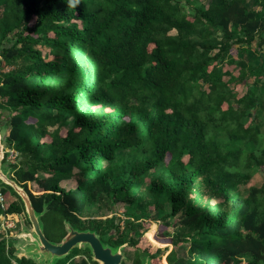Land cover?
<instances>
[{
	"label": "trees",
	"instance_id": "obj_1",
	"mask_svg": "<svg viewBox=\"0 0 264 264\" xmlns=\"http://www.w3.org/2000/svg\"><path fill=\"white\" fill-rule=\"evenodd\" d=\"M257 3L212 0L187 13L180 0H0V129L18 153L9 177L46 228L59 229L56 243L65 221L113 251L123 245V258L127 244L130 264H159L166 249L139 247L141 220L154 211L177 229L160 233L172 246L162 264H264V0ZM246 49L258 52L255 63L234 60ZM257 173L262 182L245 187ZM1 186L15 199L0 215L23 214L30 225L19 196ZM93 203L127 204L139 219L129 217L125 233L112 218L82 228ZM153 230L149 241L167 246ZM13 244L0 238V264H46L17 257ZM79 250L51 264H97L88 247L71 260Z\"/></svg>",
	"mask_w": 264,
	"mask_h": 264
},
{
	"label": "rangeland",
	"instance_id": "obj_2",
	"mask_svg": "<svg viewBox=\"0 0 264 264\" xmlns=\"http://www.w3.org/2000/svg\"><path fill=\"white\" fill-rule=\"evenodd\" d=\"M212 0H180V4L183 7V9L187 12H193L196 8L199 7H204L206 5H208ZM246 4L247 7L249 9H257L258 8V3L257 0H246ZM11 39V37H9V40ZM9 43V42H8ZM42 51H46L45 49H41ZM232 56L234 58V60L238 61V60H243L244 62H256L258 60V58L260 57L258 55V52H255L253 50H249L246 49L245 51H242L241 53H239V55H235V53H232ZM236 90H238V88H236ZM7 134V129L4 126L3 128L0 129V142L3 145L4 149H11V148H7L4 146L2 139L3 137ZM2 165H1V171L7 176H13L12 174V167L11 166H17L18 163V157L14 160L13 163H9L8 161H6L5 159L2 160ZM263 180V176L260 173L255 174L251 180L247 183V185L245 187H249L252 185H259ZM74 180L70 179L64 183H62V187L63 188H69V187H73L74 186ZM147 185V182L144 181L142 187H145ZM27 188L33 193L36 194L35 190L33 189V186L31 183H27ZM10 194V193H9ZM7 195V200L8 202L12 201L13 199H15L14 197H10L11 195ZM164 210L165 212L169 211V205L165 204L164 205ZM131 212L129 211V208L127 206V204L124 203H117L115 205H113L111 208H101V207H97V203H93L91 204L85 211L84 213L79 217L80 219V225L82 226V228L86 227L87 229H91L90 225L91 222L93 221H97V222H103L105 219H117V224L119 226V231H124V222L127 221L129 219V217L131 218ZM158 216L154 211H150L147 219L145 220H141L142 223H144V228L147 230H149L151 227L154 228L153 230V240L156 241L159 244H167V246L165 247H158L157 245H153L151 241H149V239L146 237V232H144L142 234L141 239L139 240V247L141 248H147L149 249L150 252L155 251L156 249H166V251L164 252V254L161 256L160 258V263L162 264V259L164 258L165 260V256L166 254L171 250L172 246L169 244L168 239L164 238V239H159L160 233L161 232H167L169 234H172L173 232H176L177 229L169 227H163L159 221H158ZM134 220H138L139 219V215H135L134 218H131ZM8 221L10 223L13 224V227L8 229H2L0 227V236L3 237L4 236V240L7 243H14V249H15V255L17 257H21L23 255L26 256V245H27V241H25L23 238H21L22 235H20V233L22 232V227L25 228L26 231H28L29 233H32L31 231V226L27 223L26 217L22 214H13L8 216ZM174 221V220H172ZM39 224H40V229L42 231V233L48 237H46L50 242L56 243L54 240V235H56V237H60V231L59 229H47L46 226L44 225V223L39 220ZM64 227V225H63ZM64 229V228H63ZM65 232V230H64ZM125 233V231H124ZM107 237L104 236L103 240H105ZM81 250H79L80 252H75L74 255L72 256L71 260H79L80 258L84 257V253H82V249L85 248L83 246H80ZM186 248L187 245H182L180 247L177 248V254L179 256H185L186 254ZM124 258H123V263L125 264H130L133 260V248L129 247L126 244V247H124ZM123 252V251H122ZM28 255V254H27ZM33 261L38 262L40 258H31ZM41 260V259H40ZM93 260V258H92ZM42 261V260H41ZM99 264V263H97ZM149 264H158L157 261L154 262H149Z\"/></svg>",
	"mask_w": 264,
	"mask_h": 264
},
{
	"label": "water",
	"instance_id": "obj_3",
	"mask_svg": "<svg viewBox=\"0 0 264 264\" xmlns=\"http://www.w3.org/2000/svg\"><path fill=\"white\" fill-rule=\"evenodd\" d=\"M2 148L3 145L0 142V183L5 184L19 196L23 202L27 219L31 226L32 233H29L22 227L20 233L21 238L27 241L26 256L25 258H40L38 262L51 264L55 259L61 258L69 253L73 247H88L90 249L93 261L99 264H120L123 254V245L115 249L114 251L104 246L99 240L96 233L91 231H78L72 228L68 222H63L65 236L58 242H50L42 233L39 224V217L36 216L34 209L30 203L29 197L26 192L10 177H7L1 171L2 165ZM144 264H149L145 262Z\"/></svg>",
	"mask_w": 264,
	"mask_h": 264
},
{
	"label": "built area",
	"instance_id": "obj_4",
	"mask_svg": "<svg viewBox=\"0 0 264 264\" xmlns=\"http://www.w3.org/2000/svg\"><path fill=\"white\" fill-rule=\"evenodd\" d=\"M18 157V153L14 150V149H4L2 148V160H6L8 161L9 163H13L14 160ZM8 200H7V197L3 194L2 192V186H1V183H0V211L4 212L7 205H8ZM10 215H13V214H4L2 213L0 215V227L2 229H5V228H12L13 227V224L10 223L8 221V216ZM5 234L2 236H0V238H4Z\"/></svg>",
	"mask_w": 264,
	"mask_h": 264
},
{
	"label": "clouds",
	"instance_id": "obj_5",
	"mask_svg": "<svg viewBox=\"0 0 264 264\" xmlns=\"http://www.w3.org/2000/svg\"><path fill=\"white\" fill-rule=\"evenodd\" d=\"M69 2L72 7H76L79 5L80 0H69Z\"/></svg>",
	"mask_w": 264,
	"mask_h": 264
}]
</instances>
